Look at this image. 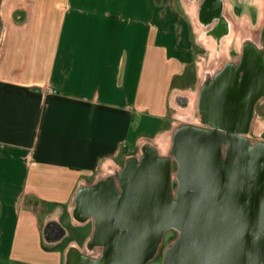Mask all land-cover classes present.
Returning <instances> with one entry per match:
<instances>
[{
	"label": "crops",
	"instance_id": "obj_1",
	"mask_svg": "<svg viewBox=\"0 0 264 264\" xmlns=\"http://www.w3.org/2000/svg\"><path fill=\"white\" fill-rule=\"evenodd\" d=\"M183 9L182 0H0V264L99 255L78 194L117 184L139 140L189 125L203 70L250 32L231 19L216 31ZM263 124L250 128L264 143Z\"/></svg>",
	"mask_w": 264,
	"mask_h": 264
},
{
	"label": "water",
	"instance_id": "obj_2",
	"mask_svg": "<svg viewBox=\"0 0 264 264\" xmlns=\"http://www.w3.org/2000/svg\"><path fill=\"white\" fill-rule=\"evenodd\" d=\"M224 152L234 159L223 160ZM172 154L177 161L176 190L171 187L169 157L149 151L125 169V174H135L138 217H147L149 210L154 242L164 229L178 232L162 264H264V143L187 125L174 134ZM148 203L150 209L144 207ZM152 252L133 260L127 255L76 257L79 264H144Z\"/></svg>",
	"mask_w": 264,
	"mask_h": 264
},
{
	"label": "flooded vegetation",
	"instance_id": "obj_3",
	"mask_svg": "<svg viewBox=\"0 0 264 264\" xmlns=\"http://www.w3.org/2000/svg\"><path fill=\"white\" fill-rule=\"evenodd\" d=\"M182 6L183 10L186 8L197 13L200 23L204 25L215 20L212 28L216 31L227 30L228 19L239 24L240 28L250 31L240 47L230 51L225 60L205 67L197 90L195 118L186 123L205 129L230 131L250 144L259 143L258 138L252 135L250 127L264 122V0H182ZM230 43L236 44L235 41ZM180 128L179 125L174 134ZM174 134L169 158L171 170L174 167L176 173V190L177 161L172 154ZM259 139H264V134ZM222 154L225 161L234 159L227 152ZM147 156L148 151L141 155L134 151L127 165L130 162L138 163ZM242 160L246 169L245 158L242 157ZM134 179V173L125 174L123 170L117 184L108 181L78 194V197H83V209L79 208L77 215L94 216L96 226L91 244L98 242L102 245L100 256L127 255L133 260L136 255L150 249L154 255L164 233L168 229L175 230L164 229L154 242L155 234L152 220L148 216L149 210H146L147 217H138V189ZM127 181H131V184L126 185ZM144 207L150 209L149 203ZM57 229V225L48 226L47 234L54 236L58 233ZM138 236L141 237L140 240ZM169 245L170 243L167 247ZM78 261L74 256L71 264H79Z\"/></svg>",
	"mask_w": 264,
	"mask_h": 264
},
{
	"label": "rangeland",
	"instance_id": "obj_4",
	"mask_svg": "<svg viewBox=\"0 0 264 264\" xmlns=\"http://www.w3.org/2000/svg\"><path fill=\"white\" fill-rule=\"evenodd\" d=\"M235 33H236V31H235ZM237 35H238L239 40H240L244 36V33H238L237 32ZM247 35H248V33H245V36H247ZM203 39L205 40V38H203ZM205 43L206 42H204V44ZM223 50L224 49L221 48V46L219 47V49H217V52H218V55L219 56H220V54L223 53ZM182 111L183 112H180L179 115H182L183 114L182 117L180 116L181 117L180 119L183 120L184 117H187L188 116V114H186V111H187V113H189V112H188V109H186V110L183 109ZM191 115H192V113H191ZM262 127L259 126L256 129V131L259 134L260 133H264V130H262ZM164 132H165V128L164 129H161L158 132V135L159 136H161L160 134H162V137H161V139L159 141L158 140H155L154 141V139H151V140H148L149 141V144H146V143H142L141 140H139V142H140V145H139L140 149H138V150L136 149L135 151H137V153H139V155H141L142 153H145L146 151H148V152L149 151H153L157 155L165 156V157H170L171 156L172 138H173V134H174L175 130H174V132L172 131V132H169V133H166L165 135H163ZM175 186H176V173H175V169L173 167L172 170H171V187L174 189ZM175 235L176 234H175V231L174 230L168 229L164 233V235H163V237L161 239L162 241L159 242L158 250H156L155 254L145 264H162L163 252H164L165 248L167 247V245L169 243H172L173 242V240L175 238ZM94 244H98L99 245V249H101L102 245L100 243L96 242ZM94 244L92 246H94ZM99 254H100V250H99ZM89 257L92 258V259H99L101 256L100 255H97V256L90 255ZM80 263H83V262L80 260Z\"/></svg>",
	"mask_w": 264,
	"mask_h": 264
},
{
	"label": "trees",
	"instance_id": "obj_5",
	"mask_svg": "<svg viewBox=\"0 0 264 264\" xmlns=\"http://www.w3.org/2000/svg\"><path fill=\"white\" fill-rule=\"evenodd\" d=\"M175 231V230H174ZM175 238H174V240H173V242L175 241V239L177 238V235H178V232L177 231H175ZM171 244V243H170Z\"/></svg>",
	"mask_w": 264,
	"mask_h": 264
}]
</instances>
